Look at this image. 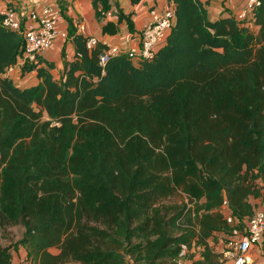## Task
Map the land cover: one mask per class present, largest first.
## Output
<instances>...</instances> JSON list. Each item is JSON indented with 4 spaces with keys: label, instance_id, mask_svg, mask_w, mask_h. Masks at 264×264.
Wrapping results in <instances>:
<instances>
[{
    "label": "trees",
    "instance_id": "trees-1",
    "mask_svg": "<svg viewBox=\"0 0 264 264\" xmlns=\"http://www.w3.org/2000/svg\"><path fill=\"white\" fill-rule=\"evenodd\" d=\"M173 2L166 41L139 64L123 49L102 65L108 46L88 49L67 18L62 76L40 56L18 69L37 72L24 88L9 71L25 40L0 15V229L24 228L0 264L21 247L33 264H170L182 244L222 264L209 240L232 229L224 200L242 221L264 203V0L253 26ZM104 3L92 0L97 16Z\"/></svg>",
    "mask_w": 264,
    "mask_h": 264
},
{
    "label": "built area",
    "instance_id": "built-area-1",
    "mask_svg": "<svg viewBox=\"0 0 264 264\" xmlns=\"http://www.w3.org/2000/svg\"><path fill=\"white\" fill-rule=\"evenodd\" d=\"M259 2L260 0H247L246 7L236 14V18L240 22H247L253 26V11ZM0 15L3 16V26L19 33L25 40L23 55L19 58L17 65L10 69L9 75L25 64L37 62L39 57L53 48L58 40L69 39L68 30L61 27L62 11L59 5H47L39 9L32 7L25 12H19L13 6H5L0 8ZM175 17L174 5L163 10L152 11V21L141 30V47L125 50L135 64L154 57L156 51L166 41ZM99 43L104 42L96 36H87L88 49L95 48ZM104 44L108 48L101 55L102 65L106 64L111 57L124 51L119 46ZM222 210L227 223L232 227L230 232H223L219 235L221 242L227 248L224 257L230 258L233 264H256L252 259L251 252L264 240V203H259L253 215L243 221L231 214L227 199L223 202ZM209 246L214 248L213 239L209 240ZM193 248L190 249L187 244H182L178 256L170 264H195L201 259V256L199 255V258H196V255L191 257L194 254ZM18 262L33 264L29 255L19 256Z\"/></svg>",
    "mask_w": 264,
    "mask_h": 264
},
{
    "label": "crops",
    "instance_id": "crops-1",
    "mask_svg": "<svg viewBox=\"0 0 264 264\" xmlns=\"http://www.w3.org/2000/svg\"><path fill=\"white\" fill-rule=\"evenodd\" d=\"M67 2L66 10L61 21L63 29H69V21L72 19L79 33L85 36H96L102 42L119 46L124 50L139 49L141 47V30L152 21V11L163 10L173 6V0H143L140 4H132L131 0H120V5L124 13L134 12L132 19L134 21V31H131L126 21L119 22L118 16L109 11L105 16H97L93 7L92 0H65ZM113 1V0H112ZM207 4L209 17L211 20H217L223 16L236 15L246 7L247 0H201ZM59 5L58 0H0V8L13 6L19 12L28 11L32 7L37 9L47 5ZM115 9V7L113 8ZM116 10V9H115ZM255 28V27H254ZM74 48L69 40H58L53 48L43 54L45 60L54 61L56 68L52 71L55 78H60L64 72L65 59L73 58ZM11 79L21 88L29 87L38 82L37 72L32 71L21 76L20 71L16 70ZM261 199L254 202L260 203ZM220 235V234H219ZM220 240V237H219ZM23 248L19 253L14 252L12 264H17L19 255H24ZM216 252V251H215ZM220 253V252H216ZM222 254V253H220ZM252 259L256 264H264V240L260 245L255 246L251 252ZM224 255L222 254V258ZM230 259V258H225ZM222 260V259H221ZM231 260V259H230ZM233 261L231 260V263Z\"/></svg>",
    "mask_w": 264,
    "mask_h": 264
},
{
    "label": "rangeland",
    "instance_id": "rangeland-1",
    "mask_svg": "<svg viewBox=\"0 0 264 264\" xmlns=\"http://www.w3.org/2000/svg\"><path fill=\"white\" fill-rule=\"evenodd\" d=\"M113 8H114V4H113L112 0H105V3L102 4V11L100 13V16L101 17L105 16L104 13H107L109 11H111L112 13L113 12L115 13V9H113ZM23 230H24V228L21 226H11L8 228L0 229V243L3 246H7V245L18 242L23 235ZM213 247H214L213 250H215L216 252H220L223 255L227 251V248L223 245L221 240H219L218 238H215L213 240ZM20 249H22V247ZM201 249H202V247H200L198 245L196 247H194L193 248L194 254H192L191 257L196 255L197 256L196 258H199V255L202 251ZM14 251L16 253H18V251H16V250H14ZM22 251H23L24 255H28V253H26V250L24 248ZM52 252L58 253L59 251L56 249H52ZM221 261H222V264L231 263V260L230 259L227 260V259H225V257H223ZM127 264H140V263H136L133 258L127 257ZM195 264H197V263H195ZM198 264H200V263H198Z\"/></svg>",
    "mask_w": 264,
    "mask_h": 264
}]
</instances>
